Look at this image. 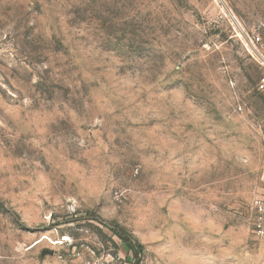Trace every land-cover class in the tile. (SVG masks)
<instances>
[{"label": "rangeland", "instance_id": "rangeland-1", "mask_svg": "<svg viewBox=\"0 0 264 264\" xmlns=\"http://www.w3.org/2000/svg\"><path fill=\"white\" fill-rule=\"evenodd\" d=\"M256 34L264 0H0V264H264Z\"/></svg>", "mask_w": 264, "mask_h": 264}, {"label": "built area", "instance_id": "built-area-1", "mask_svg": "<svg viewBox=\"0 0 264 264\" xmlns=\"http://www.w3.org/2000/svg\"><path fill=\"white\" fill-rule=\"evenodd\" d=\"M252 52L262 69V75L257 82V89L264 93V42L259 34L253 35L249 40ZM253 230L255 235L264 242V197H256L253 200Z\"/></svg>", "mask_w": 264, "mask_h": 264}, {"label": "trees", "instance_id": "trees-1", "mask_svg": "<svg viewBox=\"0 0 264 264\" xmlns=\"http://www.w3.org/2000/svg\"><path fill=\"white\" fill-rule=\"evenodd\" d=\"M106 225L112 231L113 235L120 240V246L124 251L131 253L135 257L141 252V244L137 243L127 231L120 228L117 224Z\"/></svg>", "mask_w": 264, "mask_h": 264}]
</instances>
